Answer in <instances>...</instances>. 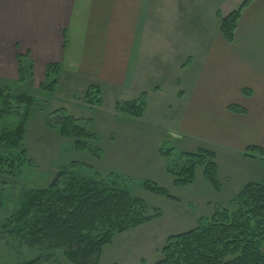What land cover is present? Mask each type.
Wrapping results in <instances>:
<instances>
[{"label":"rangeland","instance_id":"rangeland-1","mask_svg":"<svg viewBox=\"0 0 264 264\" xmlns=\"http://www.w3.org/2000/svg\"><path fill=\"white\" fill-rule=\"evenodd\" d=\"M181 44L147 47V58H143V67L131 89L101 88V104L96 102L98 98L86 97L93 84L75 82L68 76H61L59 87L53 92L40 88L45 82V72L37 76L35 69L28 87L19 86V79L7 81L0 77L12 85V91L8 92L15 96L0 102V134L24 125L27 157L19 175H0V224L13 214L22 197L48 186L60 171L73 170L89 178L103 179L118 175L121 186L160 210L162 216L115 236L112 244L103 249L100 264H154L161 258L169 236L194 228L199 218L212 216L217 208L228 207L240 191L235 190L240 180L251 175L250 180L263 181V173L242 162L243 150L236 152L235 146L241 145V141L254 142L261 137L247 131L251 126L248 120L228 113L225 102L233 94L213 95L220 98L214 102H205L203 94L196 95V101L202 104L193 103V92L179 98L182 95L178 86L179 68L185 65L181 57L195 51ZM155 54L158 55L152 58ZM197 59L200 63L193 64L186 73L193 71V81L200 85L206 79L201 63L206 60L202 54ZM143 93L147 94V105L142 118L116 111L117 102L136 99ZM61 109L79 119L93 137L86 140V150H76L74 139L63 138L59 129L49 127L48 119H55L57 115L53 113ZM200 148L217 155L221 192L214 190L202 167L196 170V180L183 186L175 185L174 177L167 171L181 153H195ZM168 150H173L170 158L161 155V151ZM145 180L157 183L175 198L145 190L142 186ZM33 254L8 242L0 233V264H23ZM53 258L58 264H71L61 254Z\"/></svg>","mask_w":264,"mask_h":264},{"label":"trees","instance_id":"trees-1","mask_svg":"<svg viewBox=\"0 0 264 264\" xmlns=\"http://www.w3.org/2000/svg\"><path fill=\"white\" fill-rule=\"evenodd\" d=\"M252 1L246 0L225 18L218 12L220 31L229 43L235 40L243 9ZM17 63L18 84L28 87L33 81L34 63L29 54L17 55ZM62 73L61 63L48 64L45 82L40 88L55 91ZM11 86L0 80L1 103L15 97L8 92L12 91ZM102 95L101 87L91 85L86 97L98 98L96 102L101 104ZM146 97L143 93L136 99L119 101L116 111L140 119L146 111ZM228 111L246 114V110L237 104H230ZM53 114L57 116L48 119L49 127L59 129L63 138L74 139L76 150H86V140L91 136L80 125V120L65 109ZM23 128L25 126L20 124L14 130L0 134V175H19L26 164ZM172 152L160 153L170 158ZM93 155L97 157L94 152ZM244 156L264 163V148L249 146ZM216 160L213 151L200 148L195 153H181L167 171L174 177L175 185L183 186L193 183L197 168L202 167L214 190L221 192ZM121 181V177L114 174L103 179L89 178L73 170L60 171L48 186L31 190L22 197L13 214L0 224V233L8 242L35 253L23 264H58L53 258L56 254H61L71 264H100L103 249L112 244L115 236L162 216L160 210L150 207L121 186ZM142 186L153 194L175 198L153 181L145 180ZM263 247L264 180L246 183L228 207L217 208L212 216L199 218L194 228L169 236L161 258L154 264H264Z\"/></svg>","mask_w":264,"mask_h":264},{"label":"crops","instance_id":"crops-1","mask_svg":"<svg viewBox=\"0 0 264 264\" xmlns=\"http://www.w3.org/2000/svg\"><path fill=\"white\" fill-rule=\"evenodd\" d=\"M244 1L0 0V77L17 81V55L29 54L37 76H43L48 64L61 63L62 77L103 90H128L147 58V47H193L180 60L185 65L179 64V98L193 92V103L202 104L196 95L214 102L220 98L213 95L233 94L225 102L227 111L237 104L246 114L228 113L248 120L247 131L261 137L241 141L236 152L243 150L244 165L264 174V163L243 155L249 146L264 148V0H253L243 9L232 43L222 35L217 15L227 16ZM199 54L206 60L201 62L206 79L200 85L194 83L193 71L186 73L200 63ZM251 177L240 180L235 190L254 181Z\"/></svg>","mask_w":264,"mask_h":264}]
</instances>
